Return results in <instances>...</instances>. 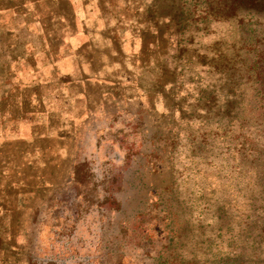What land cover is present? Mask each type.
I'll return each mask as SVG.
<instances>
[{"label": "rangeland", "instance_id": "rangeland-1", "mask_svg": "<svg viewBox=\"0 0 264 264\" xmlns=\"http://www.w3.org/2000/svg\"><path fill=\"white\" fill-rule=\"evenodd\" d=\"M0 264H264V0H0Z\"/></svg>", "mask_w": 264, "mask_h": 264}]
</instances>
